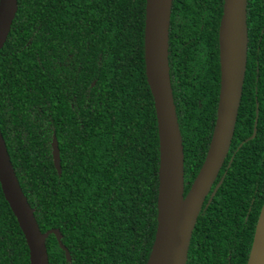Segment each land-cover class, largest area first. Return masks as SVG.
<instances>
[{"label": "trees", "instance_id": "1", "mask_svg": "<svg viewBox=\"0 0 264 264\" xmlns=\"http://www.w3.org/2000/svg\"><path fill=\"white\" fill-rule=\"evenodd\" d=\"M256 2L247 0V15L251 9L259 17L247 20L245 82L219 174L223 182L198 216L186 264H246L264 200V30L258 33L264 18ZM222 4L172 0L169 75L185 194L204 161L216 118ZM144 16L145 0H17L0 50V132L40 232L59 230L69 253L68 261L49 235L48 264H146L149 257L159 154L144 73ZM256 103V134L246 140ZM0 264H29L1 188Z\"/></svg>", "mask_w": 264, "mask_h": 264}, {"label": "water", "instance_id": "2", "mask_svg": "<svg viewBox=\"0 0 264 264\" xmlns=\"http://www.w3.org/2000/svg\"><path fill=\"white\" fill-rule=\"evenodd\" d=\"M246 5L247 0H223L218 26L220 80L216 118L204 161L185 194L183 144L169 75L172 0H145L144 73L153 99L159 154L156 230L146 264L187 263L192 231L205 197L223 166L234 133L246 67ZM16 11L17 0H0V50L10 32ZM256 125L257 117L250 139L255 136ZM51 150L53 166L60 175L55 136H52ZM221 182L222 179L211 197ZM0 188L25 239L29 264H48L45 242L49 235L56 238L69 261V253L61 243L59 230L40 232L33 210L19 186L1 132ZM246 264H264V200Z\"/></svg>", "mask_w": 264, "mask_h": 264}, {"label": "flooded vegetation", "instance_id": "3", "mask_svg": "<svg viewBox=\"0 0 264 264\" xmlns=\"http://www.w3.org/2000/svg\"><path fill=\"white\" fill-rule=\"evenodd\" d=\"M257 1H258L259 3L256 2L255 0H251V3H252V4H255V2H256V3L260 6V15L264 18V0H257ZM247 4H248V3H247ZM249 14H250V15H247V5H246V25H247V20H248V22L251 24V23H253V21H254V19H255V16H258V17H259V11L254 12L253 10L250 9V10H249ZM263 30H264V20H263V24L261 25V28L259 29V32H258L257 29H256V31L259 33V35H262V34H263ZM248 40H249V39H248V26H247V41H248ZM248 44H249V41L247 42L246 65H247ZM218 52H219V49H218ZM245 73H246V67H245ZM219 80H220V78H219ZM244 82H245V74H244L243 86H244ZM243 86H242V92H243ZM241 98H242V95H241ZM240 102H241V100H240ZM239 106H240V105H239ZM256 109H257V113H256ZM255 115H256V116H255V118H256V117L258 116V103H256ZM236 120H237V119H236ZM254 121H255V119H254ZM235 125H236V124H235ZM253 126H254V124H253ZM234 130H235V128H234ZM252 132H253V129H252ZM255 132H256V131H255ZM255 134H256V133H255ZM233 135H234V133H233ZM250 137H251V136H250ZM250 137L247 138L246 140H249ZM254 137H255V136H254ZM232 139H233V136H232ZM232 139H231V143H232ZM251 139H252V138H251ZM246 140H245V141H246ZM245 141H242L241 143H239V147L242 146V144H243ZM230 147H231V144H230V146H229V150H228L227 156H228V154H229V152H230ZM227 156H226V158H227ZM226 158H225V161H226ZM231 160H232V157H231L230 160L228 161V164L226 165V167H229ZM225 161H224V163H223V166H224V164H225ZM223 166H222V168L220 169V172H221V170L223 169ZM220 172H219V174H220ZM219 174H218L216 180L214 181V183H213V185H212L210 191L208 192L207 196L205 197V200H204V203H203V206H202L201 211L204 210L205 208H207V207L209 206L210 202H211L212 199L215 197V195H216V193H217V191H218V188L221 186V184H222V182H223L224 174L222 175L221 178H219ZM221 179H222L221 184L218 186V188H217L216 191L214 192L213 196L211 197V195H212V193H213V191H214L216 185L219 183V181H220ZM192 182H193V181H192ZM192 182H191V184H192ZM191 184H190V185H191ZM189 188H190V186H189ZM188 190H189V189H188ZM210 197H211V199H210V201H208ZM207 203H208V205L206 206ZM201 211H200V213H201ZM200 213H199V215H200ZM197 219H198V218H197ZM192 232H193V231H192ZM191 238H192V235H191ZM191 238H190L189 248H190V245H191ZM188 251H189V249H188ZM187 257H188V255H187Z\"/></svg>", "mask_w": 264, "mask_h": 264}]
</instances>
